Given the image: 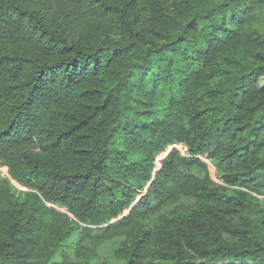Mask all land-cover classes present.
Segmentation results:
<instances>
[{
	"label": "trees",
	"instance_id": "1",
	"mask_svg": "<svg viewBox=\"0 0 264 264\" xmlns=\"http://www.w3.org/2000/svg\"><path fill=\"white\" fill-rule=\"evenodd\" d=\"M0 164V264H264V0H0Z\"/></svg>",
	"mask_w": 264,
	"mask_h": 264
},
{
	"label": "rangeland",
	"instance_id": "2",
	"mask_svg": "<svg viewBox=\"0 0 264 264\" xmlns=\"http://www.w3.org/2000/svg\"><path fill=\"white\" fill-rule=\"evenodd\" d=\"M166 151H165V153H166ZM165 153L163 154V156L165 155ZM203 160L207 163V165L209 167V172H210V175H211V178L213 179V181L216 183H220L214 166L211 164L210 161L208 162L206 159H203ZM0 175L3 177H7V168L2 166L1 164H0ZM127 214H128V212L125 211V213L122 216L127 215ZM113 221H115V220H113ZM112 247H113V243H107L104 245L103 249H101L100 253L102 255H108V254H110Z\"/></svg>",
	"mask_w": 264,
	"mask_h": 264
},
{
	"label": "built area",
	"instance_id": "3",
	"mask_svg": "<svg viewBox=\"0 0 264 264\" xmlns=\"http://www.w3.org/2000/svg\"><path fill=\"white\" fill-rule=\"evenodd\" d=\"M172 148H176V149H178L182 154H185V153H184L185 148H184L182 145H180V144H178V145H171V146H168L166 152H168V151L171 150ZM162 157H163V154H162V155L160 154V155H158V156L156 157L155 165H156L157 168L159 167V161L161 160Z\"/></svg>",
	"mask_w": 264,
	"mask_h": 264
}]
</instances>
